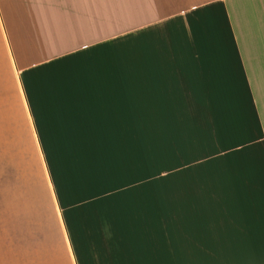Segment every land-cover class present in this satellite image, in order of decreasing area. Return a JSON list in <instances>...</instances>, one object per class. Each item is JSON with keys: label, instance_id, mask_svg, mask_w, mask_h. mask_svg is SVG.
<instances>
[{"label": "crops", "instance_id": "obj_1", "mask_svg": "<svg viewBox=\"0 0 264 264\" xmlns=\"http://www.w3.org/2000/svg\"><path fill=\"white\" fill-rule=\"evenodd\" d=\"M0 89L54 230L0 264H264V0H0ZM90 118H195L226 158L91 193Z\"/></svg>", "mask_w": 264, "mask_h": 264}, {"label": "rangeland", "instance_id": "obj_2", "mask_svg": "<svg viewBox=\"0 0 264 264\" xmlns=\"http://www.w3.org/2000/svg\"><path fill=\"white\" fill-rule=\"evenodd\" d=\"M17 109L5 90L0 89L2 260L38 258L44 244H54L48 209L33 188L35 152L29 146L30 142L35 145L34 140L28 119L16 118ZM90 119L91 130L105 133V138L91 139L90 163L96 162L101 169L100 175L91 180V193H130L128 187L135 180L170 177L172 172L167 168L178 162L225 161L226 158L211 154L213 147H219L217 144L223 147L225 140L211 138L209 129L200 121L196 123L195 118Z\"/></svg>", "mask_w": 264, "mask_h": 264}, {"label": "trees", "instance_id": "obj_3", "mask_svg": "<svg viewBox=\"0 0 264 264\" xmlns=\"http://www.w3.org/2000/svg\"><path fill=\"white\" fill-rule=\"evenodd\" d=\"M144 179V178H143Z\"/></svg>", "mask_w": 264, "mask_h": 264}]
</instances>
